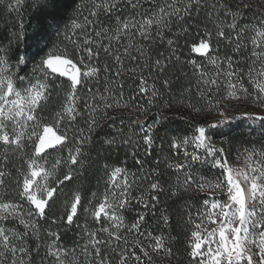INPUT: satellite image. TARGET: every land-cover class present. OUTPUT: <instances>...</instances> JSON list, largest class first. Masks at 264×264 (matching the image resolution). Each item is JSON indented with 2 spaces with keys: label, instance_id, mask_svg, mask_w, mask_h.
<instances>
[{
  "label": "snow or ice",
  "instance_id": "obj_1",
  "mask_svg": "<svg viewBox=\"0 0 264 264\" xmlns=\"http://www.w3.org/2000/svg\"><path fill=\"white\" fill-rule=\"evenodd\" d=\"M67 8L66 0H5V11L16 19L0 30V264L178 260L174 238L147 226L165 188L154 180L133 195L138 181L160 175L145 165L157 126L166 127L165 112L174 107L189 127L161 138L160 147L167 139L173 153L163 157L175 173L168 192L195 201L186 206L188 264H264V0H73L70 15ZM251 9L259 15L248 20ZM202 11L215 34L198 23ZM225 23L234 35H226ZM181 36L207 64L184 61L195 91L190 86L173 99L172 81H160L164 91L156 81L181 62ZM221 41L233 45L231 54L221 55ZM157 43L166 44L167 55L153 54ZM129 74L139 83L125 100ZM101 79L103 91L90 86ZM139 94L146 105L132 103ZM129 108L145 119L138 116L135 131L117 129L104 144L129 146L140 177L105 163L102 193L86 198L75 188L61 200L62 186L84 173L93 133L108 121L115 125L117 110ZM152 108L157 111L149 122ZM238 121L249 122L243 139L224 131ZM205 170L215 171L209 176ZM134 203L142 211L132 209ZM130 209L137 211L131 222L124 215ZM159 220L170 224L163 211ZM72 227L79 229L77 241L67 247L61 229Z\"/></svg>",
  "mask_w": 264,
  "mask_h": 264
},
{
  "label": "trees",
  "instance_id": "obj_2",
  "mask_svg": "<svg viewBox=\"0 0 264 264\" xmlns=\"http://www.w3.org/2000/svg\"><path fill=\"white\" fill-rule=\"evenodd\" d=\"M250 2H260V0H250ZM68 4L67 8V15L71 14V8L73 6V0H66ZM258 13L255 9L248 10L246 12V18L248 20H253L258 17ZM23 18L26 22L31 19L30 13L25 12ZM16 17L15 13H8L5 11V0H0V30L4 29L5 27L11 28L12 24L14 23ZM198 23L201 27H207L215 34V27L213 23L208 20L204 11L201 12L199 17ZM175 30V25H174ZM225 32L226 35H234L231 33L225 23ZM166 35H169L166 33ZM250 35V34H248ZM190 40L191 37H188ZM247 41V35L244 38ZM180 51L179 55L181 56V62L174 63L169 65L168 70L165 72L163 76H160L159 79L156 81L157 87H161L160 81L168 78L172 81L171 89H172V96L173 99L179 94V92L183 91L185 88L192 87L193 91H195V84L196 78L193 75L192 68L190 65L184 63L188 58H197L202 63L207 64L205 58L199 57L196 53H190L189 47L185 43V37H180ZM71 47V45H69ZM233 45L227 44L224 41L220 42L221 48V55H228L231 54V49ZM251 51V47H249L248 52H243L241 55H248ZM159 52H164L165 55L168 54V49L166 44H159L157 43L153 49V54H158ZM129 66V63L126 62V67ZM241 67L247 68V64H242ZM32 65H28L26 71L28 73L31 72ZM207 70L211 71V66H207ZM124 83V94L125 100H127L133 93L137 91V84L139 81L132 77L131 74L126 76L123 80ZM91 87L100 88L103 91L104 82L103 79L99 83L93 82ZM161 91H164L161 87ZM87 94V90H84V93ZM167 98V95L165 96ZM139 103L141 105H146V98L144 94H139L137 96L136 101H132V103ZM53 105H50L49 108L51 109ZM117 119L115 121V125H113L112 121L106 122L101 128H98L92 135V142L85 148L86 156V167L82 176L78 178H74L72 182H66L63 187V192L65 195L61 196V200L69 198L72 194V190L75 188H82L83 195L87 198L90 197L92 192H96L98 195L103 192L105 188L104 183V173L102 169V165L107 163L110 166H125L129 170L130 173H135L136 177L139 178L141 173L139 171L138 166L135 163V160L131 157L129 152L131 148L129 146H124L122 144H114V145H107L104 144V140L111 138L113 136H118L117 129H123V133L125 135L129 134V129L133 128L132 121H134L138 116L141 120L145 119V117L138 112L132 111L131 108L129 109H119ZM156 108H152L149 112L147 119L150 122L156 114ZM176 111L174 107L172 112H165L166 115L169 116L167 121H164L165 126H157V129L154 133L156 137V145L153 146L152 155L147 157V163L145 165V169L148 170L151 167H157L160 171V175H151L147 179L142 181H138L137 185H134L136 189L133 192V195H136L140 190H146L148 185L154 181L159 180L161 185L165 188L163 193H159L160 196V203L157 205L156 214L155 216H148L147 219V226L149 230H153L154 234H160L161 232L169 234L171 237L174 238L173 240V250L174 253L178 254L179 259H174L172 264H188V257L186 255V246H185V239L187 236V230L190 228L189 225L186 224V206L187 203H195V201H187L186 198L181 199L177 197H172L168 192V185L172 183L175 179V173L172 169H168L166 164L163 161V157L167 155L170 159L173 158L172 151L168 148V141L167 139L163 140V147L161 148L160 145L162 143L161 138L166 137L168 134L172 133H182L184 132L189 126L185 120L180 119L177 115L173 113ZM111 114V113H110ZM247 121H238L234 122L229 128L225 129L231 137L236 139H243L247 133L248 128ZM78 124L83 126V121L79 120ZM135 131L136 129L133 128ZM220 131V130H217ZM215 140H219V136H214ZM142 155V150L139 153ZM233 155H235V151L233 150ZM178 159V158H177ZM154 160H160L161 163L159 165L153 164ZM126 161V164L124 163ZM63 171V169L61 170ZM215 170L208 172L205 170V174L211 176L214 174ZM13 174L15 171L13 170ZM132 177L129 176V180ZM86 202V201H85ZM132 209L142 211L139 205L135 203L132 205ZM130 209L129 211L125 212L124 215L127 221L131 222L137 215L136 210ZM54 211L57 214L62 212V209L59 207V201L57 202V206L54 208ZM163 214H167L170 217V224L165 226L162 221L159 220V217ZM85 222V217L81 215V219L79 223L83 224ZM87 223L90 227H95L93 221L88 218ZM79 229L72 227L70 230H63L61 229V240L63 244L67 247L72 246L77 241V234ZM131 239V236L129 237ZM31 243V241H30ZM156 264H169L168 260H160L157 259Z\"/></svg>",
  "mask_w": 264,
  "mask_h": 264
}]
</instances>
